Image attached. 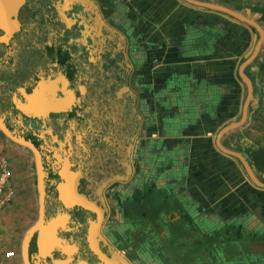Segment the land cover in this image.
Returning a JSON list of instances; mask_svg holds the SVG:
<instances>
[{
	"label": "flooded vegetation",
	"instance_id": "1",
	"mask_svg": "<svg viewBox=\"0 0 264 264\" xmlns=\"http://www.w3.org/2000/svg\"><path fill=\"white\" fill-rule=\"evenodd\" d=\"M129 3L22 0L0 28V121L37 150L44 224L53 221L59 237L40 257L35 232L29 264L99 263L117 253L118 264H264V208H225L194 194L177 198V219L163 211V197L173 198L183 179L176 140L163 137L171 110L159 93L164 87L174 97L178 83L152 72L153 60L129 57L142 37L127 30ZM0 134L21 150L16 161L30 159L37 191V154ZM70 191L88 205L71 201ZM218 235L226 241L216 242ZM257 242L262 250L252 249Z\"/></svg>",
	"mask_w": 264,
	"mask_h": 264
},
{
	"label": "crops",
	"instance_id": "2",
	"mask_svg": "<svg viewBox=\"0 0 264 264\" xmlns=\"http://www.w3.org/2000/svg\"><path fill=\"white\" fill-rule=\"evenodd\" d=\"M128 1L129 16L124 15L127 30L134 26L142 36L140 42L131 43L129 57L138 58V62L153 60L152 72H162V77L178 83L171 102L165 101L164 87L159 93L164 98L163 109L170 106V114L183 116L174 136L163 135L164 140H176L180 154L177 176L183 179L174 186L173 198L163 197V211L177 219V198L193 199L194 194L202 200L222 202L225 208L248 206L262 211L264 70L260 71L257 53L252 55L253 49L248 52L255 28L221 10L187 0ZM195 1L223 4L249 18L257 15L223 0ZM129 18L136 23L131 24ZM197 98H204L202 106L193 102ZM17 147L0 141L2 152L5 148L12 154L21 152ZM19 160L11 162L14 197L0 213V264L19 256L20 239L38 214V194L29 169L24 170L27 161ZM167 177V172L161 174L160 184L167 183ZM23 178L25 183H21ZM169 235L160 232L165 242L172 239ZM218 236L216 242L226 241V236ZM252 249L262 250V243H254ZM7 250H13L14 256L6 258Z\"/></svg>",
	"mask_w": 264,
	"mask_h": 264
},
{
	"label": "water",
	"instance_id": "3",
	"mask_svg": "<svg viewBox=\"0 0 264 264\" xmlns=\"http://www.w3.org/2000/svg\"><path fill=\"white\" fill-rule=\"evenodd\" d=\"M22 0H0V28L6 29V23H9L8 18L11 15L15 14V11L19 5V3ZM190 2H195V3H201L202 5L210 8H215L218 10H221L247 24L252 25L258 32L259 37L256 41V45L254 46L252 55L256 52L259 44L260 38H262V29L259 24H257L255 21L252 19L242 15L241 13L231 9L228 6H225L223 4H216L213 2H198L195 0H187ZM251 55V56H252ZM173 83L170 81L167 86L168 88L173 87ZM165 101L167 103L172 101V95L170 92V89H165ZM161 101L163 102L164 98H160ZM170 109V106L169 108ZM194 112V111H193ZM187 117H189L190 110L186 111ZM148 116V115H147ZM146 116V117H147ZM152 112L149 115L148 123L152 122ZM188 119V118H186ZM183 121V116H178L175 114H168L164 117L163 121V135H169V136H174L177 133L178 126L179 124ZM185 121V119H184ZM0 129L4 132L6 136H8L10 139H12L15 142H18L22 145L30 147L36 154V170H37V194H38V217L36 221L25 231L24 235H22L20 239V244H19V256L22 264H29L28 260V245L31 237L34 235L35 232H37V235L35 236V245L37 249V255L42 257L45 255V252L48 251L51 245L53 244H58V239L59 237L56 235V224L54 225V222H48L47 224H44V207H45V185H44V177H43V167H42V162L40 159V156L38 155L37 150L26 140L23 138H19L14 136L4 125L3 122L0 121ZM70 199L71 201L74 202H82L84 205H88L82 199L80 196H78L74 191H70ZM114 255V252H113ZM117 256V257H116ZM121 255L118 253L114 255L112 258L104 259L103 262L99 263H81V264H118L119 261L123 262L121 259ZM127 262H125L126 264ZM54 264H57V261H54Z\"/></svg>",
	"mask_w": 264,
	"mask_h": 264
},
{
	"label": "rangeland",
	"instance_id": "4",
	"mask_svg": "<svg viewBox=\"0 0 264 264\" xmlns=\"http://www.w3.org/2000/svg\"><path fill=\"white\" fill-rule=\"evenodd\" d=\"M237 1H240L242 4H243V6H242V8L240 9V10H244V9H248V10H251L250 12H252L253 13V9H251V7H248V5L247 4H256V5H258V4H264V0H237ZM249 13V12H248ZM257 15H253V16H250V19H252L253 21H258V22H260L261 23V25H260V27H261V29H262V38H260V40H259V44H258V49H259V51L257 52L256 51V53H257V57H260L261 55H263V53H264V18H263V16L262 15H260L259 13H256ZM250 15V14H249ZM249 18V17H248ZM257 23V22H256ZM258 24V23H257ZM252 39L251 40H249V53L251 52V50L252 49H254V46L256 45V40H257V36H258V33H257V30L256 29H254V31L252 30ZM264 72V71H263ZM0 141L2 142V141H4V142H6V143H10L6 138H4L1 134H0ZM20 150V149H19ZM1 156H6V157H8L9 158V160L12 162V165L14 164V162L15 163H17V162H19L20 160H18V161H16L15 160V158H16V156L14 155L13 156V154H12V152H10V151H7V149L5 148V150L2 152V151H0V157ZM19 156V155H18ZM15 157V158H14ZM18 159H22V160H24V161H27V164L25 165V171L27 170V169H29V173H30V182L32 183V185H33V179H34V177H33V175H32V170H31V163H30V159L26 156V155H24V156H20V157H17ZM20 164V163H19ZM18 164V165H19ZM25 174H27V172L25 173ZM26 178H23L22 180H21V183H25L26 182ZM20 189H21V187H20ZM17 260V261H16ZM1 264H21V261L19 260V256L17 255V256H15V261H8V263H1Z\"/></svg>",
	"mask_w": 264,
	"mask_h": 264
},
{
	"label": "built area",
	"instance_id": "5",
	"mask_svg": "<svg viewBox=\"0 0 264 264\" xmlns=\"http://www.w3.org/2000/svg\"><path fill=\"white\" fill-rule=\"evenodd\" d=\"M15 194L11 161L6 156L0 157V213L11 202ZM6 258L14 256L13 250L4 252Z\"/></svg>",
	"mask_w": 264,
	"mask_h": 264
},
{
	"label": "trees",
	"instance_id": "6",
	"mask_svg": "<svg viewBox=\"0 0 264 264\" xmlns=\"http://www.w3.org/2000/svg\"><path fill=\"white\" fill-rule=\"evenodd\" d=\"M225 1L226 4H228L229 6H234L236 8H240L241 6H243V4L240 1L237 0H223ZM248 7H251V9L254 10V12L259 13L260 15L263 16L264 18V4H258V5H254V4H247ZM259 66H260V71L264 70V59L263 61L259 62Z\"/></svg>",
	"mask_w": 264,
	"mask_h": 264
}]
</instances>
